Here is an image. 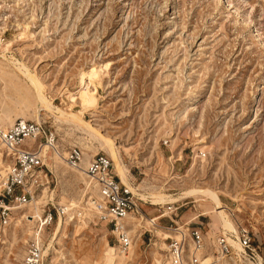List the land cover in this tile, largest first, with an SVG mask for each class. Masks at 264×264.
Returning a JSON list of instances; mask_svg holds the SVG:
<instances>
[{"label": "rangeland", "instance_id": "1", "mask_svg": "<svg viewBox=\"0 0 264 264\" xmlns=\"http://www.w3.org/2000/svg\"><path fill=\"white\" fill-rule=\"evenodd\" d=\"M4 56L36 73L55 106L81 114L113 140L138 193L214 191L235 228L249 232V264H264V0H0V69L8 74ZM93 66L101 68L95 95L77 85L78 73ZM4 74L0 126L36 120L38 110L36 121L53 132L64 161L41 139L49 145L44 153L36 146L49 185L26 203L9 202V218H0V264H24L34 237L43 264H115L116 250L121 264H162L171 233L158 225L199 224L208 242L223 233L217 205L204 196L165 206L141 200L143 214L126 220L133 243L123 252L86 199L87 177L64 159L72 144L82 150L81 168L95 151L106 152L31 101L23 80ZM10 164L0 144V199ZM209 251L200 264L212 263Z\"/></svg>", "mask_w": 264, "mask_h": 264}, {"label": "built area", "instance_id": "2", "mask_svg": "<svg viewBox=\"0 0 264 264\" xmlns=\"http://www.w3.org/2000/svg\"><path fill=\"white\" fill-rule=\"evenodd\" d=\"M30 137L37 140L36 144L43 139L44 142L52 145L54 134L43 123L33 119L15 118L10 125L0 126V142L6 155L11 157V164L1 185L3 198L0 199V218L2 222H6L9 218V202L26 203L33 198L36 191L49 185L48 169H44V167L47 168L44 162L45 155L40 153L35 143L32 147L18 146L23 139ZM81 157V148L72 144L66 151L64 159L69 167H79ZM83 170L88 179L87 186H89L86 190V199H89L94 206L97 218L109 225V232L116 240L118 248L126 252L132 241L126 219L132 215L143 214L141 200L120 182L113 170L110 157L103 151L97 150L92 153ZM59 209L64 212L61 207ZM50 218L51 211L48 209L43 219ZM45 220L40 224H44ZM162 227L171 233L164 238L166 248L162 264H198V256L205 253L204 247L208 249L204 239L205 231L199 224L189 226L185 222L180 225ZM236 232V238L241 246L239 253L225 239L223 233L218 232L215 235L212 245L214 263L218 261V258H224L228 264H232L231 257L235 258L236 263L240 258L244 260L253 257L255 247L252 245L248 230L239 226ZM23 263L43 264L39 239L34 237L27 242Z\"/></svg>", "mask_w": 264, "mask_h": 264}, {"label": "bare ground", "instance_id": "3", "mask_svg": "<svg viewBox=\"0 0 264 264\" xmlns=\"http://www.w3.org/2000/svg\"><path fill=\"white\" fill-rule=\"evenodd\" d=\"M7 56H4V58ZM6 60H10V64L12 67V72L10 73H3L1 72L0 69V77H3L2 74L7 75V78L10 82H14V81H18V80H23L27 86H28V97L29 99L35 100L39 105L40 108L46 111H49L51 114H53L55 120H65V121H70L72 123H74V125L76 127H78L79 129L85 131V133L87 134V136H89L91 139L95 140L96 142H98V144L100 145L101 149L104 150L110 157V159L112 160V167L114 172L116 173L117 177L119 178L120 182L123 183L131 192H133V194H136L140 197V200L142 201H148L149 200V204L155 205H161V206H165L166 204H170L172 202H174L175 200H178L180 198H185V197H191L194 198L195 196H204L208 199H210L211 201L214 202L215 205H217L218 207V216L220 217V221H221V225H222V229H223V235L225 237V239L234 247V250L238 252V250H241V246L239 245V242L237 240V232H236V228L234 226V224L228 219L226 212L222 209L219 208V199L217 197V194L210 190V189H198V188H188V189H182L181 192H179V194L177 196H173V195H169V194H165L161 191H157V190H145V193H138L137 192V186L132 183L129 179L130 176L128 177L127 174V169L125 167V165L122 162V158L120 156V149L115 146L113 140H111L110 138L105 137L104 135L100 134V132L95 129L94 127H92V125L85 121L84 118L82 117L81 114L77 113V112H72V111H65L57 106L54 105V103L51 101L50 97L47 96V94H45L44 92V86L42 84V82L40 81V79L37 77L36 73L32 72L26 64H24L23 62H19L15 61L14 58L8 59L5 58ZM17 60V59H16ZM101 68L98 67H91L88 71H80L78 73L77 76V85L78 86H89L90 87V92L92 94H96L99 91H97V86L101 85ZM2 73V74H1ZM73 94L74 92H70L67 91V98L72 99L73 98ZM3 101V100H2ZM38 109V108H37ZM35 118L36 120H39L40 118V114L38 113V110H35ZM26 140H32V143H35L34 145L42 146L40 145V143L36 144L37 140L34 138H26L23 139L22 142L20 143L21 146ZM48 143V142H46ZM2 144V142L0 143ZM51 147L54 148V152H53V157L54 159L63 162V158L60 156L58 150H57V146L55 145L54 142H52V145L50 143H48ZM49 145H43L42 147V151L40 149V151L42 153H44V151L46 150V148H49ZM82 151V150H81ZM83 155V153H82ZM82 162V161H81ZM82 167V163L80 164L79 167H70L72 169H75L77 171V173L80 176L85 175V172L83 170ZM86 177V175H85ZM160 190V189H159ZM38 202V201H37ZM36 204V203H35ZM165 214V213H164ZM163 215V214H162ZM159 217V216H158ZM153 218V219H157ZM129 218V217H128ZM127 218V219H128ZM126 219V220H127ZM154 221V220H152ZM158 225V224H157ZM156 225V226H157ZM62 226V219L60 218L58 223H57V228L54 231V237H56L58 235V233L60 232ZM160 228L162 226L158 225ZM128 232L130 233V230L128 228ZM205 242H206V246L208 247V249H206L204 247L205 253L202 256H198V264H200V259L203 256H206L209 254V250L212 249V245L214 243V239L211 240L210 242H208V237H207V233H205ZM133 243V238L131 243L129 244L127 251L128 252L131 249ZM212 252V251H211ZM113 253H115V255L117 256V261L115 264H121V257L118 253V251L116 250L113 251ZM210 259H214V255L212 254L211 257H209ZM232 261L235 260V258L231 257ZM155 264H161L160 261L156 258L155 260ZM210 261V263H209ZM204 262H208L209 264H227V260L224 258H218V261H216L215 263L209 259L204 260ZM244 262L245 264H249V257L248 259H239V263ZM203 264V263H201ZM250 264H263L262 261H256L254 263H250Z\"/></svg>", "mask_w": 264, "mask_h": 264}]
</instances>
